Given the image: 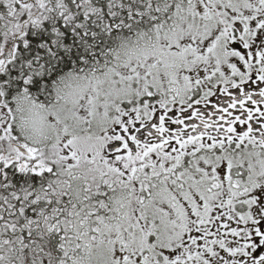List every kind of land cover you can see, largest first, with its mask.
Listing matches in <instances>:
<instances>
[{
  "label": "snow or ice",
  "instance_id": "6c2138e0",
  "mask_svg": "<svg viewBox=\"0 0 264 264\" xmlns=\"http://www.w3.org/2000/svg\"><path fill=\"white\" fill-rule=\"evenodd\" d=\"M0 264H264V0H0Z\"/></svg>",
  "mask_w": 264,
  "mask_h": 264
}]
</instances>
